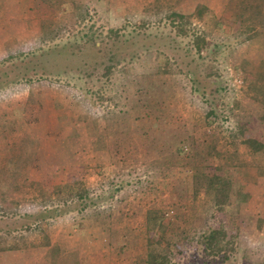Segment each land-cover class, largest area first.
Masks as SVG:
<instances>
[{
    "label": "rangeland",
    "instance_id": "rangeland-1",
    "mask_svg": "<svg viewBox=\"0 0 264 264\" xmlns=\"http://www.w3.org/2000/svg\"><path fill=\"white\" fill-rule=\"evenodd\" d=\"M245 1L0 0V72L51 46L92 39L106 47L112 32L134 49L106 78L37 75L0 88V264H149V209L190 236L198 213L228 190L221 221L240 246L234 256L264 259V151L244 143L250 136L264 145V102L252 86L264 82V25H246ZM198 4L208 9L203 19L193 14ZM200 35L207 46L198 53ZM183 47L190 66L177 56ZM167 58L184 72L159 70ZM194 62L212 74L211 96L193 90L185 69ZM173 134L185 152L192 137V159L159 153ZM197 163L210 168L196 183ZM81 185L106 199L35 228V216L67 209L57 193ZM183 249L168 264L211 259L195 239Z\"/></svg>",
    "mask_w": 264,
    "mask_h": 264
},
{
    "label": "trees",
    "instance_id": "trees-1",
    "mask_svg": "<svg viewBox=\"0 0 264 264\" xmlns=\"http://www.w3.org/2000/svg\"><path fill=\"white\" fill-rule=\"evenodd\" d=\"M208 12L207 7L202 4H198L194 9V15L203 19L205 13ZM250 14L252 22L246 24L247 26L256 27L258 23L264 25V6L261 3H257L255 0H247L240 7V14ZM191 15H181L178 17L180 19H187ZM116 32H112V35L106 43V47L97 44L96 41L92 39H84L82 45L74 47L73 44L66 45H56L48 47L32 57H27V59L20 60L17 64H11L8 69L0 72V88L4 87L10 82H15L22 78H31L32 76H45V77H59L65 75L66 73H73L78 77H93L97 75L100 78L109 77L114 69V67L120 62V60H130L134 56V49H131L127 45L126 40H118ZM145 39V38H143ZM194 47L196 52H200L205 49L207 42L204 36H196L193 38ZM190 50L187 47L178 49L177 56H179L186 65L187 59H189ZM176 56V57H177ZM198 58H202L199 56ZM191 58L188 62H193ZM190 66V63H187ZM199 65L194 62L191 68H186L185 71L188 72L189 80L193 83V90L202 94L203 96H211L215 92L216 88L212 87L213 80L211 79L212 74L207 72L205 69L200 71L198 69ZM159 70L164 71L163 73H172L176 70L184 72V69L180 66L178 62L170 63L168 58L161 62L158 66ZM168 71V72H167ZM202 78V80H201ZM209 79V80H207ZM258 79H264V75L260 74ZM203 81V83L201 82ZM206 81H209L207 83ZM255 83V82H254ZM255 89V98L264 102V82L258 85L253 84ZM140 93L142 95H148L151 97L152 91L150 89L141 88ZM33 96V94H32ZM31 96V98H32ZM151 100V99H150ZM150 100L146 101L150 103ZM118 120V123L124 124V129L127 132V128L131 127L126 119ZM174 134L171 138V143H165L159 149V153L167 152L166 157L170 160L179 156L180 159L188 156L191 158L192 146L194 145L192 137L188 144L189 150L185 152L187 146L183 145V141L176 140ZM103 141L97 139L98 147ZM249 147L250 152L258 153V151H264V145H262L259 140L255 137H247L244 139ZM103 147V146H102ZM192 159V158H191ZM164 162V161H163ZM194 163V162H193ZM192 163V164H193ZM189 163L187 166L192 165ZM185 165V164H183ZM183 166L182 168H184ZM210 168V165H197L192 166V182H198L200 178L205 177L204 170ZM218 180L217 178L211 177L209 180ZM227 183V180L226 182ZM82 186V185H81ZM62 194H56L55 199L62 203L67 209L50 208L43 215L35 216L33 222H31L35 228L43 229V224L47 219H52L58 216H63L69 212L78 211L83 213L87 208L93 206L94 204L101 203L106 198L101 196L97 198H91L90 193L87 188L83 187L78 192H75L73 188H68ZM117 190H112L108 197L113 196V192ZM182 194L186 193L185 188L180 189ZM229 201V190L224 194H216L208 206L203 210V212L198 213L197 225L192 228L191 235L189 236V231L183 228L175 227V222L171 218H166L164 213L157 209H149L146 212V223L148 225V245H153L150 251H148V263L149 264H168L172 256L183 253V246L186 245L187 240L194 241L195 243L202 245L203 251L206 255L211 257L210 260H203L198 264H264V259L261 258H250L246 252H242L241 256L235 257L234 255L238 252L239 247L236 243L235 236L227 233L222 217L226 213V207ZM76 203L75 206H70V204ZM225 211V212H224ZM213 212H215L213 214ZM236 219H247V214L241 212H235ZM227 214V213H226ZM249 216V215H248ZM216 218H219L215 227L207 229L211 226L212 222ZM237 234H240L237 231ZM195 235V238H194ZM152 243V244H151ZM241 249V248H240ZM176 253V254H175ZM234 256V257H233Z\"/></svg>",
    "mask_w": 264,
    "mask_h": 264
},
{
    "label": "crops",
    "instance_id": "crops-1",
    "mask_svg": "<svg viewBox=\"0 0 264 264\" xmlns=\"http://www.w3.org/2000/svg\"><path fill=\"white\" fill-rule=\"evenodd\" d=\"M2 37V36H1Z\"/></svg>",
    "mask_w": 264,
    "mask_h": 264
}]
</instances>
